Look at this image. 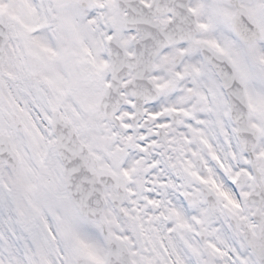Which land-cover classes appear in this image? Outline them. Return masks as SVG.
Segmentation results:
<instances>
[{"label": "snow or ice", "instance_id": "snow-or-ice-1", "mask_svg": "<svg viewBox=\"0 0 264 264\" xmlns=\"http://www.w3.org/2000/svg\"><path fill=\"white\" fill-rule=\"evenodd\" d=\"M0 264H264V0H0Z\"/></svg>", "mask_w": 264, "mask_h": 264}]
</instances>
